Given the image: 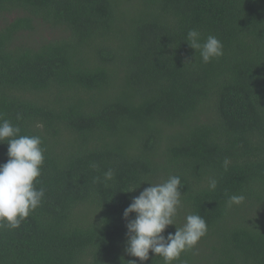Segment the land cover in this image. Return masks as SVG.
<instances>
[{"label":"trees","instance_id":"trees-1","mask_svg":"<svg viewBox=\"0 0 264 264\" xmlns=\"http://www.w3.org/2000/svg\"><path fill=\"white\" fill-rule=\"evenodd\" d=\"M3 20L0 119L41 137L45 196L0 228V264H141L124 251L123 211L173 175L176 226L193 213L207 224L173 264H264V0H0ZM40 27L51 34L35 39ZM191 29L224 54L203 63ZM143 264L164 261L150 251Z\"/></svg>","mask_w":264,"mask_h":264},{"label":"clouds","instance_id":"clouds-1","mask_svg":"<svg viewBox=\"0 0 264 264\" xmlns=\"http://www.w3.org/2000/svg\"><path fill=\"white\" fill-rule=\"evenodd\" d=\"M185 42L199 51L203 63H209L224 54L223 44L216 36L209 35L201 42L200 33L195 29L188 31ZM20 131L10 121L0 119V143L6 141L8 144V159L0 163V228H19L21 222L40 206L45 196L43 188L35 187L44 163L42 139L38 135H20ZM228 163L225 159V170ZM113 176V170L109 169L103 174V182L107 185ZM100 179L96 177L94 182H100ZM147 183L150 186L144 188L138 196L132 197L131 203L123 211L122 218L127 229L124 251L138 258L141 264L149 259L150 251L160 256L164 264H173L206 234L207 224L201 215L193 213L186 215L182 226H176L175 218L183 206L179 176H169L158 183ZM140 185L123 192H133ZM208 187L215 190L217 180L210 178ZM244 200L243 195H231L228 205H240ZM170 225L176 226L175 233L163 235ZM127 264H137V261L129 260Z\"/></svg>","mask_w":264,"mask_h":264},{"label":"rangeland","instance_id":"rangeland-1","mask_svg":"<svg viewBox=\"0 0 264 264\" xmlns=\"http://www.w3.org/2000/svg\"><path fill=\"white\" fill-rule=\"evenodd\" d=\"M16 17V15H11V16H6V19H5V22L8 21L10 22L11 20H13L14 18ZM5 23H4V20L0 23V26H3ZM51 32L50 30L46 29V31L44 30V28L40 27L39 30H38V33L37 35L35 36V39H38L39 37H42V36H48L50 35ZM33 40V38H32Z\"/></svg>","mask_w":264,"mask_h":264}]
</instances>
